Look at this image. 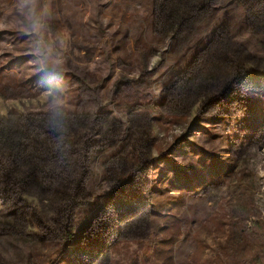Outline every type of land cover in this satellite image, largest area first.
Here are the masks:
<instances>
[{"label": "rangeland", "instance_id": "obj_1", "mask_svg": "<svg viewBox=\"0 0 264 264\" xmlns=\"http://www.w3.org/2000/svg\"><path fill=\"white\" fill-rule=\"evenodd\" d=\"M159 1L0 0V264H264V0Z\"/></svg>", "mask_w": 264, "mask_h": 264}, {"label": "trees", "instance_id": "obj_2", "mask_svg": "<svg viewBox=\"0 0 264 264\" xmlns=\"http://www.w3.org/2000/svg\"><path fill=\"white\" fill-rule=\"evenodd\" d=\"M170 2H171L170 5L171 4H174L173 0H171ZM159 6H160V8H159L160 10L157 13L158 15L156 14V16L158 17L157 18L158 19L157 21H159V22L160 21L161 22L163 21V26H173V20H172V18H175L176 17V14L172 10H170L168 12V10H169L168 5H163L162 3H160L159 0H154V4L152 5L151 10L153 12L157 11ZM172 6H174V5H172ZM227 78L228 77L226 76V79L225 80H227ZM184 92H185V89H184L183 93ZM1 140L2 141L7 140L6 141L7 143L8 142H11L12 143V139H10L8 137H6V138L2 137ZM136 142H137L138 148L139 147H142V145H146V144L150 143V137H148L146 139H143L141 137L140 138H137V141ZM107 167H108V171H111L113 168H115V165L112 163V165H108Z\"/></svg>", "mask_w": 264, "mask_h": 264}, {"label": "clouds", "instance_id": "obj_3", "mask_svg": "<svg viewBox=\"0 0 264 264\" xmlns=\"http://www.w3.org/2000/svg\"><path fill=\"white\" fill-rule=\"evenodd\" d=\"M32 3V0H15L14 7L17 12L23 13L24 9L28 7ZM34 30L37 29V26H33ZM56 65L60 64L59 60L54 61ZM64 89V86L62 83L58 82L57 84V93L53 94L51 90H48L49 95H55L56 97V103L54 104V112L56 116H62L63 115V107H64V102L62 101L60 97V92H62Z\"/></svg>", "mask_w": 264, "mask_h": 264}]
</instances>
